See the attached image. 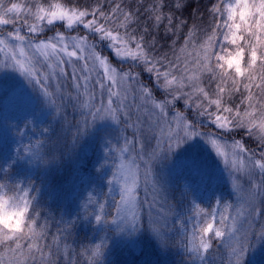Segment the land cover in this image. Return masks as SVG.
Masks as SVG:
<instances>
[{
  "label": "snow or ice",
  "instance_id": "snow-or-ice-1",
  "mask_svg": "<svg viewBox=\"0 0 264 264\" xmlns=\"http://www.w3.org/2000/svg\"><path fill=\"white\" fill-rule=\"evenodd\" d=\"M180 6L179 0L175 8L168 0H153L144 9L151 24L136 35L129 29L139 25L142 5L132 10L115 0L108 9L100 0L95 7H69L64 0H34L30 6L0 0V71L18 73L41 106L55 113L52 119L60 118L67 102L87 109L93 120L107 113L134 129L133 139L125 138L129 147L122 149L128 155L114 166L108 183L115 215L110 221L104 218L107 202L99 205L100 213H93L104 230L112 231L115 226L117 233L131 237L147 229L161 248H169L166 218L161 226L151 219L146 224L137 216V210L148 203L147 196L144 201L139 199L141 178L145 193L149 184L156 191L161 168L185 145L197 138L203 141L223 164L224 172L227 170L237 201L224 206L226 213L234 208L236 215L220 213L211 205L205 210L193 198L195 212L182 221L184 252L191 264H211L210 254L223 245L228 249V264H245L250 250L264 243V224L256 227L264 218V0H209V31L199 43V25L188 28L187 21H176L173 13ZM57 22H62L65 31L45 37ZM6 26L11 28L6 30ZM161 26L172 36L187 29L178 51L173 41L171 57L159 52L157 37L150 32L151 27ZM103 49L111 50L109 55ZM113 57L121 63L131 61L139 71L131 66L122 70ZM143 73L154 76L155 84L152 80L144 83L140 79ZM130 93L134 102L140 101L133 123H129L133 110L127 104ZM237 94L238 104L234 100ZM181 101L189 111L177 107ZM197 117L209 118L215 130L205 128ZM51 130V124L41 129L45 141H38L36 150L22 153L19 145L10 159L0 161V181L6 178L13 183L19 209L15 224H0V247L5 249L0 264H28L29 260L32 264H58L59 238L46 242L48 225L38 223L41 213L34 204L39 200L30 196L40 188L25 187L24 182L31 179H13L18 162L47 166L59 160L62 150L51 143ZM237 134L241 138H235ZM244 136L255 148L247 146ZM4 187L0 183V189ZM222 201L218 198L217 205ZM190 221L194 222L189 231L186 225ZM64 247L66 252L67 245ZM100 249L96 245L92 255L104 256Z\"/></svg>",
  "mask_w": 264,
  "mask_h": 264
},
{
  "label": "rangeland",
  "instance_id": "rangeland-1",
  "mask_svg": "<svg viewBox=\"0 0 264 264\" xmlns=\"http://www.w3.org/2000/svg\"><path fill=\"white\" fill-rule=\"evenodd\" d=\"M115 58L122 66L129 65L131 62L127 61L121 63L118 57ZM10 88L18 95L20 92H26L27 97L30 99L28 107L29 109L33 107L31 98L32 95H36L27 87L23 78L18 73L11 70L0 71V90ZM96 95L99 99V92H97ZM57 103L59 104V101H57ZM139 103V99L135 102L133 101L132 94L130 93L127 104L132 108L133 116L129 123H133L136 120L138 113L135 112V108ZM69 106H72V104L66 102L65 108L68 109ZM177 107L185 112L189 111L181 102ZM40 108L41 110H39L38 115H36L35 113L31 114L29 109L23 113L16 111L12 114L4 105L0 107V161H6L12 157L14 153L13 145L20 144L23 153L24 149L34 150L37 146V142L40 141L39 139L44 138L40 135L42 128L38 123L44 122L43 120L46 119L48 114L52 113V111L42 106H40ZM79 109H81V107ZM82 110L84 111V109H81V111ZM83 113V124L85 120H87L88 126L86 128H89L90 132L103 130L106 133H110L111 136L107 138L106 134H104L103 138L96 142L93 149L90 143H78L76 159L73 160L74 166L73 169L70 170L72 176L67 179L66 185L56 182V184H54L52 182L54 171L51 169L52 166H50V164L42 166L43 168L41 167L45 181L38 183L34 177V173L37 170L35 169L36 166L29 165L27 161L18 162L14 166L13 179H31V181H25L24 186L30 188L34 185L36 188H40L39 193L32 191L30 196L33 197L32 195L35 194L40 202L42 201L45 203L48 209V215H51L52 220L55 222L53 235L59 238V242L63 239L60 243V253L64 259L68 260L70 264H99L103 256L94 257L92 255L93 249L96 245H101L100 250L105 254L106 247L117 232L115 229L113 232L107 229L104 230L103 226L96 224L93 213H100L99 205L107 202L103 209L104 216L107 212H109L108 214H111L112 217L115 215L114 209L111 207L113 202L112 198L108 195L109 186L107 180L111 176L112 171L115 170L114 166L120 162V158L128 155L122 152V149L129 147L125 144V138L127 137L128 140H132L134 129L127 127L124 123H117L113 120L116 122L114 123L111 119H106L109 118L107 113H102L100 116L96 117L95 120L88 114V111H84ZM63 114L65 115V110L61 109L60 117L63 116ZM53 115L55 116V113H53ZM29 116L34 117L35 126L37 128L25 129L24 135L19 138L13 136L11 128L9 127V122L15 121L16 129L19 131L20 126ZM57 119L59 118H56V120ZM196 119L204 124L205 128L215 130V126L211 124L209 118L197 117ZM33 131L35 133H33ZM229 142H231V140H229ZM145 143H149V140L146 139ZM151 143L154 144V142ZM138 147L139 145H137V148ZM104 149H107V154H105ZM87 156H90V165L86 167L83 172H79ZM102 164L104 165L103 167H101ZM193 164L195 166H193ZM223 168V164L219 163L215 154L211 152L203 141L197 138L193 142L185 145L171 163L163 166L164 175L161 179L158 178L156 191H153L152 185L149 184L147 186L148 191L145 193V184L143 178H141L139 199L144 201L145 196H147L148 203L143 204L141 210H137V216H142L146 224L151 219L153 221H159L161 226L165 223L166 218L167 226L170 224V227L166 230L171 234L174 232V236L177 238L175 250H170L169 252V254L172 251L177 253L176 261L180 258L177 264H191L183 248V243L185 242L183 229L185 225L182 224V221H187L195 212L193 198L196 200L195 204H198L205 210H208L209 205H211L212 208L217 209L220 213L236 215L233 209H228L227 213L225 210V203H236L237 194L233 193L231 183L228 181L227 170L224 172ZM141 171H143V169H141ZM176 176H178L179 179H175ZM0 183L5 185L3 189H0V192L9 196L16 195V192L13 191L14 185L12 182L5 178V180L0 181ZM116 191V188L113 186V194H115ZM172 192H176L178 200L175 209L171 213L168 211V208L164 206V202L165 197L168 195L167 193ZM89 196H91V201H89ZM218 198L223 199L219 205L216 203ZM52 201L57 202V207L56 205L54 206L55 209H59L56 215H53L48 207ZM149 205H151V207ZM261 220V224H264V218ZM193 222L194 221H190L186 225L189 231L192 228ZM140 232L150 237L151 241L154 242V247H152V255L143 259L139 264H174L175 260L169 262L167 260L168 248H161L147 229L141 230ZM134 237H137V234H135ZM217 242L218 244L220 243L219 241ZM65 245H67L66 252ZM220 247L221 245L219 249ZM222 248L227 249L224 246ZM138 249V244L134 246V249H128L132 250V252L122 257L118 261V264L133 263V258L138 257ZM210 256L211 264H215L214 260H212L213 257L215 258L214 251ZM256 260L257 259L253 257V261L255 262Z\"/></svg>",
  "mask_w": 264,
  "mask_h": 264
},
{
  "label": "trees",
  "instance_id": "trees-1",
  "mask_svg": "<svg viewBox=\"0 0 264 264\" xmlns=\"http://www.w3.org/2000/svg\"><path fill=\"white\" fill-rule=\"evenodd\" d=\"M12 2L15 3H21V4H27L31 5L34 3V0H12ZM66 4H68L69 7H87L88 5H92L93 7L96 6V0H64ZM101 3L105 5V8L108 9L112 6L113 0H100ZM116 3H121L123 5L129 6L132 8V10H135L137 7L143 6L141 8V11L139 13V25L133 24L129 31H133L136 35H140L143 32V29L145 27H149L151 24V21L148 19L147 13L144 11L145 8H150L153 0H115ZM181 6L179 9H176L174 11V17L177 22H179L181 19L187 21L188 28H192L193 25H199L200 27L197 28V42H202L203 39L206 38V33L209 31V23L211 22V17L207 13V8L209 6V0H179ZM7 3V0H6ZM169 5H171L173 8H175V4L177 3V0H168ZM127 10V8H126ZM169 9L165 8V12H168ZM166 21L164 24L166 25ZM11 26H6V30L10 29ZM58 31H65L63 28L62 22H57L54 26H51L45 33L44 36H52ZM122 31V30H121ZM187 31V29H181L176 33L175 36H172V34L165 33L164 26H161L159 29L155 27L150 28V32L152 36L157 37L156 47L159 49V52H167L169 56H172L171 47L173 46V41H175V48L178 51L179 47L183 43V36L184 33ZM73 35L77 34V32H73ZM168 37H171L169 39ZM151 38V37H149ZM111 50L109 49H103L104 55H109V52ZM159 54V53H157ZM113 59L116 61L115 66H119L122 70L128 71L129 67L131 66L133 68L134 72H138L139 68L130 62L129 65H120V63L116 60L115 57ZM144 83H147L149 80L153 81V84H155L154 76H149L147 73H143L140 77ZM205 86L207 85V77H205L204 80ZM158 91V90H157ZM235 102L238 104L240 97L237 94L236 97H234ZM30 99L27 97L26 92H20L19 95L14 93L13 90L10 89H1L0 90V107L3 105L6 109L10 111V113L14 114L16 111L19 112H26L28 111V102ZM38 102V103H37ZM183 103V101H181ZM31 104L33 107L30 110L31 114L35 113L38 115V111L41 110L40 106V100L37 96H33L31 98ZM184 106V105H183ZM75 108V109H74ZM80 106L73 107L69 106L68 109L65 111V115L61 116L59 119H52L53 113H49L48 117L44 119V122H39L38 125L43 129L44 127H47L49 123L52 125V130L50 133L51 143L55 144L56 148L59 150H62L60 158L58 161L50 163V166H52V170L54 171V176L52 178V182L54 184L59 183L62 185L67 184V179H69L72 176V173H70V170L73 169L74 163L73 160L76 159L77 155V145L78 143H90L92 145V149L94 145H96L97 141H100L103 138V135L106 134L107 138L111 136L110 133H106L105 131H95L90 132L89 128H86L88 126H85V123L83 124L84 120V111L87 112L88 110L84 109V111L79 109ZM76 110V111H75ZM43 111V110H42ZM80 118V119H79ZM67 123V124H66ZM43 124V126H41ZM79 126V132L78 127ZM237 139L241 138L239 134L236 135ZM235 137V138H236ZM40 141H45V137L39 139ZM76 141L75 144H73V141ZM231 140V138H229ZM244 140L247 143V146L250 148H255V144L251 139H248L247 136H244ZM89 144V145H90ZM36 150V148H34ZM90 156H87L84 160L83 165L80 167L79 172H83L86 167H89L90 165ZM37 169L34 173V177L39 182L45 181V178L42 175V166L39 164L35 165ZM42 167V168H41ZM162 170L159 173V177H163L164 170L163 167ZM78 172V171H77ZM175 179H179L178 176H176ZM56 182V183H55ZM171 190V189H170ZM168 195L165 197L164 206L168 208V211L171 213L176 207V202L178 200V197L176 196V192L167 193ZM33 197H37L35 194L32 195ZM234 204V203H233ZM57 207V202L52 201L49 204V210L53 215H56L59 211V209H55L54 206ZM34 208L36 211L40 212L41 215L38 219V223L44 224L47 223L48 225V235H47V243L51 244L52 240L54 238L53 230L55 228V222L52 220L51 215H48V209L44 202H40L37 204H34ZM172 210V211H171ZM235 209L233 208V211ZM232 211V212H233ZM109 212L106 213L104 216L105 219L111 220L112 216L108 215ZM179 214V213H178ZM262 219V218H261ZM262 223V220L259 221V223L256 225L258 228L260 224ZM170 227V224L167 226ZM176 227V226H175ZM113 230L115 227H112ZM112 230V232H113ZM175 230V228H174ZM63 241V239L60 240V243ZM177 238L174 236V232L171 234V239L169 240V248L167 252V260L173 261L175 260L174 264H177L180 260L176 261L177 259V253L172 251L170 254V250H175ZM218 244V242H216ZM139 245V249L137 251L138 257L133 258V263L130 264H139L143 259L148 258L151 254L152 247L154 242L151 241L150 237H148L145 233L138 232L137 237L131 236H125L124 234H118L115 233V235L111 238L110 243L105 249V254L100 260L99 264H118V261L126 256L129 252H132V250H128L133 248L135 245ZM221 245L220 249L219 247L214 249V256L212 260H214L215 264H228V249L222 248ZM53 251L55 252V247L53 246ZM123 252V253H118ZM134 252V251H133ZM5 249L3 247H0V255H4ZM253 257L256 258L257 262L253 261ZM5 259L7 257L5 256ZM246 264H264V243H261L259 246H257L252 252L250 250L249 255L247 256L245 260ZM28 264H32V261L29 260ZM58 264H70V262L63 258L62 254L58 253Z\"/></svg>",
  "mask_w": 264,
  "mask_h": 264
},
{
  "label": "clouds",
  "instance_id": "clouds-1",
  "mask_svg": "<svg viewBox=\"0 0 264 264\" xmlns=\"http://www.w3.org/2000/svg\"><path fill=\"white\" fill-rule=\"evenodd\" d=\"M106 119H111V118H106ZM114 123H116V122H114ZM41 126H43V124ZM9 127L11 128L12 135L17 137V138L24 135L25 129L36 128L35 120H34V117H32V116H29L23 122V124L19 128V131H17V129H16V122L15 121H10ZM19 145L20 144L13 145V150L15 151V149ZM104 151H105V154H107V149H104ZM111 178H112L111 176L108 178L107 183H109ZM18 211H19V209L17 206V202L14 199V196H9V195L4 194L3 192H0V224H2V225L15 224ZM6 230L7 229H5V231Z\"/></svg>",
  "mask_w": 264,
  "mask_h": 264
}]
</instances>
